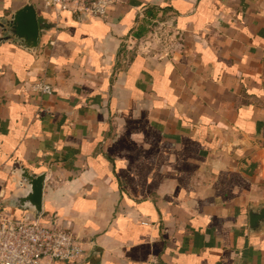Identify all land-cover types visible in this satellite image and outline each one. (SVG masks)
<instances>
[{
	"label": "crops",
	"instance_id": "obj_1",
	"mask_svg": "<svg viewBox=\"0 0 264 264\" xmlns=\"http://www.w3.org/2000/svg\"><path fill=\"white\" fill-rule=\"evenodd\" d=\"M0 0V195L46 173L56 264H264V0H117L107 16ZM32 3L36 48L5 23ZM179 31L156 43L152 31ZM46 77L53 92L31 89Z\"/></svg>",
	"mask_w": 264,
	"mask_h": 264
},
{
	"label": "built area",
	"instance_id": "obj_2",
	"mask_svg": "<svg viewBox=\"0 0 264 264\" xmlns=\"http://www.w3.org/2000/svg\"><path fill=\"white\" fill-rule=\"evenodd\" d=\"M117 0H42V5L55 13L69 10L81 17L107 16ZM179 31L164 25L156 26L152 38L169 47L176 43ZM31 89L40 93L53 92L46 77L35 80ZM83 248L72 229L59 222H43L39 216L17 217L2 201L0 195V264H56L75 262Z\"/></svg>",
	"mask_w": 264,
	"mask_h": 264
},
{
	"label": "water",
	"instance_id": "obj_3",
	"mask_svg": "<svg viewBox=\"0 0 264 264\" xmlns=\"http://www.w3.org/2000/svg\"><path fill=\"white\" fill-rule=\"evenodd\" d=\"M7 38L14 36L21 45L36 48L39 44V24L37 10L32 3H26L18 8L9 19L5 21ZM26 186V192L15 197L16 205L31 208L36 215L43 210V187L46 173H30L23 168L20 173ZM251 224L256 226L264 220V207L260 211L250 212Z\"/></svg>",
	"mask_w": 264,
	"mask_h": 264
}]
</instances>
